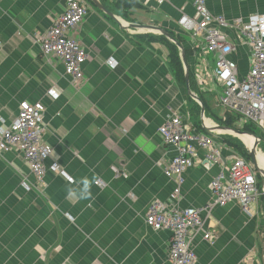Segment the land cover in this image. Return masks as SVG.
Listing matches in <instances>:
<instances>
[{"label": "crops", "instance_id": "crops-1", "mask_svg": "<svg viewBox=\"0 0 264 264\" xmlns=\"http://www.w3.org/2000/svg\"><path fill=\"white\" fill-rule=\"evenodd\" d=\"M82 1L87 14L71 34L88 58L83 79L71 81L62 64L44 56L36 42L62 13L64 0H0V132L16 116L20 102L42 103L43 139L53 148L45 164L56 162L62 171L48 169L37 190L21 155L0 153V264H169L170 231L153 230L144 219L153 201L204 209L203 229L191 234L194 264H264L260 177V193L248 211L235 200L205 209L212 200L211 179L236 156L246 158L235 145L237 137L204 128L199 104L187 94L172 48L159 32L124 29L91 0ZM99 1L119 21L155 25L180 40L194 77L192 91L197 96L201 91L207 105V125H223L219 122L226 115L234 116L220 106L216 81L197 75L200 66L210 74L211 55L201 52V44L189 33L185 36L178 24L182 13L194 14L192 0H135L139 7L124 10ZM205 5L228 21L247 22L264 14V0H205ZM225 32L235 46L231 58L242 77L250 66L249 45L233 31ZM173 114L192 134L211 137L220 153L209 163L206 149L195 145L196 155L180 184L162 171L175 148L157 130ZM231 127L242 125L235 119ZM177 185L179 193L174 192ZM205 231L210 239L203 238Z\"/></svg>", "mask_w": 264, "mask_h": 264}, {"label": "built area", "instance_id": "built-area-1", "mask_svg": "<svg viewBox=\"0 0 264 264\" xmlns=\"http://www.w3.org/2000/svg\"><path fill=\"white\" fill-rule=\"evenodd\" d=\"M155 1L161 4L168 0ZM192 3L194 14L189 16L182 13L177 20L178 24L190 34L198 47L201 44L200 51L211 55L214 63L210 74L200 66L197 75L202 73L205 79L209 76L216 81L219 88L218 102L223 109L236 116L237 123L264 127V14H255L247 22L239 19L228 21L222 16L211 14L205 0H192ZM86 14L87 5L82 0H64V9L52 26L36 36L42 54L55 57L71 81H81L84 76L82 65L88 53L71 33H75ZM225 29L233 31L238 39L249 45L250 66L242 77L238 75L236 62L231 58L235 46ZM108 63L111 64L112 60L109 59ZM202 87L206 89V86ZM55 92L54 89L49 91L52 95ZM44 111L45 107L40 102H20L16 116L0 132V153L17 151L28 165L35 183L40 186L39 190L44 185L48 169L62 173L56 162L49 166L45 164L53 148L43 139ZM157 130L162 140L175 148L174 156L163 165L162 171L167 177H176L178 184L182 183L183 172L196 155L195 145L206 149V162L213 163L220 157L213 139L186 130L178 114L170 115ZM209 188L212 200L205 206L207 211L232 200L237 201L244 211H248L260 193L254 167L239 155L228 168L219 171L211 179ZM179 190L177 185L174 192L179 193ZM261 191L264 193V186ZM201 210L194 207L179 209L160 201L148 205L144 217L146 224L153 230L170 231L167 250L169 264L195 263L191 234L203 229ZM210 236L208 231L203 234L205 240L210 239Z\"/></svg>", "mask_w": 264, "mask_h": 264}, {"label": "water", "instance_id": "water-1", "mask_svg": "<svg viewBox=\"0 0 264 264\" xmlns=\"http://www.w3.org/2000/svg\"><path fill=\"white\" fill-rule=\"evenodd\" d=\"M91 1L93 2V4L96 7H98L101 11H103L104 14H106L107 16L111 17L112 19L118 21L119 24L121 26H123L122 28H124V29H138V30L139 29H147V30L157 31L178 47L179 55H180L179 57H180V61L182 63V68H183L185 88H186L187 94L191 98L196 100L200 106V114H201L200 117H201L202 125L204 126V128L208 129L209 131L223 130V131L237 137L243 143L245 150L247 152V155H248L250 161L252 162V165L255 167L258 175L260 176V178L262 180V186H263L264 185V167H262L259 164V160L257 157L258 147L263 142L262 137L257 136L253 133H250L248 131H244V130L234 128V127H228L225 125H214L213 127H211V126L206 124V121L204 119L205 106H204L203 102L201 101V99L199 98V96H197L190 89V83H189V70L190 69H189V66L187 63L186 54L184 51L185 49L181 45V43L177 39H175L169 32H167L163 28L157 27L155 25L131 23V22L129 23V22L119 21V19L115 16V14L113 12L107 10L99 0H91ZM240 135H246L247 137L250 136L254 139V141L253 142L245 141L244 139H242V137H240Z\"/></svg>", "mask_w": 264, "mask_h": 264}, {"label": "trees", "instance_id": "trees-1", "mask_svg": "<svg viewBox=\"0 0 264 264\" xmlns=\"http://www.w3.org/2000/svg\"><path fill=\"white\" fill-rule=\"evenodd\" d=\"M110 2H109V4L111 5V3L113 4V5H116V6H118L119 8H122L123 10L124 9H127L128 7H139L140 6V4L137 2V1H135V0H109ZM170 33V32H169ZM171 34V33H170ZM172 35V34H171ZM172 36H174V35H172ZM161 37L162 38H164L166 41H167V43L171 46V48H172V51L170 50V54H171V59L173 60V62H174V65H175V68H176V70H177V73H178V76H179V78L182 80V81H184V75H183V68H182V63H181V61H180V57H179V53H178V49H177V47H176V45H174V43H172V42H170L168 39H166V37H164L163 35H161ZM175 39H177V38H175ZM179 42H180V40L179 39H177ZM181 43V42H180ZM185 51V54H186V59H187V57H188V54H187V52H186V50H184ZM188 62V61H187ZM193 74L190 72V70H189V83H190V88H191V90H193V91H195V89H194V82H193ZM199 93H201V94H199ZM198 93V96H199V98L201 99V101L203 102V104H204V106H205V110H206V107H207V105H206V103H205V100L202 98V92L200 91ZM200 107V106H199ZM232 117V118H231ZM235 119H236V116L234 117V116H230V115H226V118H224V120L222 121V122H219V124H223V125H225V126H228V127H231V126H233L234 125V121H235ZM246 126H248V125H246ZM245 129H247V127L245 128ZM244 130V129H243ZM247 131L248 132H250V133H253V132H251V131H249L248 129H247ZM254 134V133H253ZM256 135V134H255ZM257 136H259V135H257ZM263 144H264V142H263ZM237 147H239V148H241V150H242V152H243V154H246L247 152H246V150H245V147H244V145L237 139V144H235ZM264 146V145H263ZM258 177H260L258 174H257V180H258ZM258 183H259V180H258ZM258 186H259V184H258Z\"/></svg>", "mask_w": 264, "mask_h": 264}, {"label": "rangeland", "instance_id": "rangeland-1", "mask_svg": "<svg viewBox=\"0 0 264 264\" xmlns=\"http://www.w3.org/2000/svg\"><path fill=\"white\" fill-rule=\"evenodd\" d=\"M184 35L186 36V35H188V33L187 32H184ZM192 48V47H191ZM194 51V50H193ZM193 56H196L195 54H196V52L194 53H191ZM191 55V56H192ZM193 66H195L196 67V65H193ZM223 111V113H224V110H222ZM224 114H226V112L224 113ZM237 126H238V124H237ZM247 127V129L249 130V131H251V132H253L254 134H256V135H260L261 137H263L264 138V127H256L255 125H253V124H248V126H246V125H244L242 128L244 129V131H247V129H245ZM259 152H263L264 153V146H262L261 147V149H259L258 150ZM245 156H246V159H248L249 157H248V155H247V153L246 154H244ZM34 185H35V188L37 189V190H39V188H40V186H37V184L36 183H34Z\"/></svg>", "mask_w": 264, "mask_h": 264}, {"label": "bare ground", "instance_id": "bare-ground-1", "mask_svg": "<svg viewBox=\"0 0 264 264\" xmlns=\"http://www.w3.org/2000/svg\"><path fill=\"white\" fill-rule=\"evenodd\" d=\"M240 137H242V139H244L245 141H248V142H253L254 141V139L252 137H250V136L247 137L246 135H240ZM257 157H258V160H259L260 165L262 167H264V153L258 151L257 152Z\"/></svg>", "mask_w": 264, "mask_h": 264}]
</instances>
